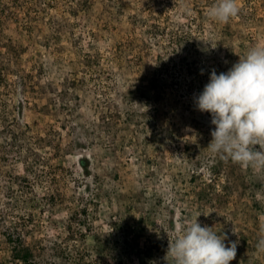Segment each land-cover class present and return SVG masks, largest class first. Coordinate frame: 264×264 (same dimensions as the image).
<instances>
[{
	"label": "rangeland",
	"instance_id": "374dc122",
	"mask_svg": "<svg viewBox=\"0 0 264 264\" xmlns=\"http://www.w3.org/2000/svg\"><path fill=\"white\" fill-rule=\"evenodd\" d=\"M83 1L0 0V264H22L9 225L32 264H167L195 216L236 243L230 264H264V168L211 153L195 106L264 44V0L227 23L216 0Z\"/></svg>",
	"mask_w": 264,
	"mask_h": 264
},
{
	"label": "clouds",
	"instance_id": "9594fccd",
	"mask_svg": "<svg viewBox=\"0 0 264 264\" xmlns=\"http://www.w3.org/2000/svg\"><path fill=\"white\" fill-rule=\"evenodd\" d=\"M239 12L238 0H216L208 15L227 23ZM195 106L209 113L215 126L207 146L211 153L245 168H264V44L249 48L227 72L212 70L195 97ZM220 232L201 226L198 216L176 225L175 236L168 243L167 264H230L237 246L235 242L226 245L227 236ZM257 247L264 251V239Z\"/></svg>",
	"mask_w": 264,
	"mask_h": 264
},
{
	"label": "trees",
	"instance_id": "16d2710c",
	"mask_svg": "<svg viewBox=\"0 0 264 264\" xmlns=\"http://www.w3.org/2000/svg\"><path fill=\"white\" fill-rule=\"evenodd\" d=\"M85 3V0L83 1V3L82 4H84ZM86 5L87 6H89V0H87V2H86ZM79 10V9H78ZM174 38H175V36L173 35V36H171V40H170V44H173V45H165L164 47H165V52H163V53H160V55H159V57H158V59H159V61H161V66H163V68H165V71L166 72H169V67H170V63L172 62V63H174V57H176V55H174V53L177 51V47H178V45H177V43L179 42V41H177V40H174ZM173 39V40H172ZM177 45V46H176ZM164 49V48H163ZM171 63V64H172ZM188 65H190V64H188ZM162 68V69H163ZM157 69V71H159V69L158 68H156ZM161 68H160V71L162 70ZM172 71V70H171ZM190 73L192 72V70H188ZM175 79V78H174ZM175 81H177V80H175ZM153 86H154V84H153ZM199 89V88H198ZM200 91H201V89H199ZM145 92L143 91V94H144ZM81 162V165L84 167V168H87L88 167V164H87V162H88V160H86L85 158H81V160H80ZM215 171V170H214ZM34 172V171H33ZM35 173V175L37 174V172L35 171L34 172ZM28 176H26V177H23L22 179H21V181H23V183H25V182H27L28 181ZM87 211H88V207L87 206H84V207H82L81 209H80V211H79V213L80 214H86L87 213ZM17 230V231H16ZM15 231H16V233H19V231H20V229H18V226L17 225H9L8 226V229L6 230V235H7V238H8V240L10 241L9 243H11L12 244V246H11V248H12V250H11V252H12V257L14 258V259H17V260H20L21 262H22V264H32V261H33V259H34V256H35V254H34V251H33V248L28 244V245H23L22 244V238H21V236L20 235H16V233H15Z\"/></svg>",
	"mask_w": 264,
	"mask_h": 264
}]
</instances>
